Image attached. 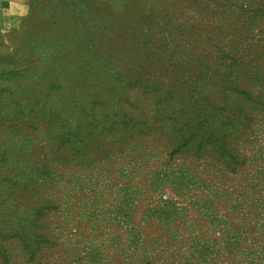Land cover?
<instances>
[{
  "label": "rangeland",
  "instance_id": "1",
  "mask_svg": "<svg viewBox=\"0 0 264 264\" xmlns=\"http://www.w3.org/2000/svg\"><path fill=\"white\" fill-rule=\"evenodd\" d=\"M13 4L0 13V26H9L0 31V125L25 122L37 107L44 88L37 76L64 81L80 76L81 64L91 83L77 81L76 100L85 115L97 114L101 135L84 159L59 166L40 203L45 215L33 225L35 251L10 264H264V0ZM175 47L172 62L183 70L174 68L169 80L183 83L173 99L159 109L152 101L125 106L158 131L122 136L107 101L126 84L164 95L166 88H147L168 86L150 83L156 70L138 68L148 65V50L161 48V66ZM99 102L109 108L103 115ZM178 108L209 118L185 121ZM101 116L114 117L110 135L99 130ZM97 123L81 130L84 145ZM6 140L2 147L15 146Z\"/></svg>",
  "mask_w": 264,
  "mask_h": 264
},
{
  "label": "trees",
  "instance_id": "2",
  "mask_svg": "<svg viewBox=\"0 0 264 264\" xmlns=\"http://www.w3.org/2000/svg\"><path fill=\"white\" fill-rule=\"evenodd\" d=\"M141 49L147 50L144 46L136 48L133 50L134 54L137 55ZM160 49L156 48L155 53H151L154 52L153 49L148 50L144 58L145 63L147 62L148 65L145 68L138 69L141 73L144 69L156 70L151 72L152 74L155 73V79L150 80V83L160 79L165 81L168 86L163 87L159 82H154L152 83L153 86H148L147 83V88L150 89L155 86L161 89L166 88L164 95H158L154 91L141 92L137 89V85L126 84L118 88L117 98L114 95L112 100L107 101L108 103L114 101L112 107L117 111L116 117L119 122L118 125L122 128V136L138 137V135L143 134L144 130L158 131L157 127L151 129L146 122H143L141 116H133V113L125 107L126 105L130 107L132 104L139 105L140 101H152L159 109L165 102H170L173 99V95L177 94L178 85L183 83V78L180 76H175L173 81L169 80L170 73L174 68H180V71L183 70L182 66L178 67L180 64L172 62L177 59L175 56L178 53V48H174L172 53L174 57L158 66L157 63H160L161 59ZM155 59L157 60L155 61ZM145 63H141L140 66ZM65 65L64 69L69 70L70 65ZM83 67L79 64L80 76H71L64 81H61L58 78L59 76H54L48 80H44V75L37 76L35 78L37 84L44 86L40 90L41 99L38 100L37 107L24 115L27 118L25 122L13 126L7 121L6 125H0L2 135L0 139H7L6 143L10 140L15 141V146L2 147L0 144V264L13 263L17 261L18 256L26 254V252L32 254L35 251L37 246L36 235L38 234L35 233L33 225H35L34 222L37 221L39 216L45 215L43 213L44 209L40 205L44 201L43 193L45 189L57 183L59 176L57 173L60 165H64L70 160L74 162V160L82 157L84 159V156L91 152L88 148L100 143L98 141L94 142L96 137L99 134L101 135V132H96V129H98L96 126H100L96 121L97 114L85 115L81 102L76 100L78 93L82 90L79 87L85 83H91V76L84 74ZM48 69L53 72L56 66L51 65ZM237 69H240L238 64ZM77 81H81L80 86H77ZM192 84L196 85L192 90L193 94L199 89V79L196 78L194 82H191V88L193 87ZM183 86L187 87V84H183ZM233 89H236L235 86H233ZM107 102H99L103 108L102 115L109 109ZM178 106L182 105L179 104ZM195 106L196 104L189 105V107ZM67 107H72L74 110ZM90 111L92 112V110ZM160 111L158 110V115L161 118ZM176 112L184 113L185 118H183L185 121L204 122L205 119L209 118L205 113L194 116V113H197L194 108L191 110L178 108ZM187 115L188 117H186ZM73 119H75V124L71 125L70 120ZM105 119H107L106 122L103 121L104 119L102 120L101 116L99 123L102 127L99 130L104 131L102 134L110 135L116 125L114 117L110 118L109 116ZM170 120L175 121L171 118ZM88 121L90 124L96 122L97 125H95L89 136L93 140L92 144L90 140L89 145H84V142H82L84 135L81 130L85 128ZM234 122H237V120ZM36 137H38V141H36ZM7 149L19 154V158L16 160L11 159L14 154ZM99 149L100 147L95 150L98 151ZM12 164L14 166H10L9 169L5 168V166L8 168L7 165ZM26 222H28V225L25 224Z\"/></svg>",
  "mask_w": 264,
  "mask_h": 264
},
{
  "label": "clouds",
  "instance_id": "3",
  "mask_svg": "<svg viewBox=\"0 0 264 264\" xmlns=\"http://www.w3.org/2000/svg\"><path fill=\"white\" fill-rule=\"evenodd\" d=\"M11 7L15 8V7H17V5L13 4V5H11ZM26 13H27V8L26 7H21L18 14L19 15H25ZM8 27H9L8 25L0 26V31H6Z\"/></svg>",
  "mask_w": 264,
  "mask_h": 264
},
{
  "label": "crops",
  "instance_id": "4",
  "mask_svg": "<svg viewBox=\"0 0 264 264\" xmlns=\"http://www.w3.org/2000/svg\"><path fill=\"white\" fill-rule=\"evenodd\" d=\"M4 3H5V6H6V8L5 9H1L0 8V13H5V11L7 12H9L10 10H11V3H12V0H4ZM8 15V14H7ZM8 17H11V14H10V16H8Z\"/></svg>",
  "mask_w": 264,
  "mask_h": 264
},
{
  "label": "built area",
  "instance_id": "5",
  "mask_svg": "<svg viewBox=\"0 0 264 264\" xmlns=\"http://www.w3.org/2000/svg\"><path fill=\"white\" fill-rule=\"evenodd\" d=\"M1 3H4V0H0V4H1Z\"/></svg>",
  "mask_w": 264,
  "mask_h": 264
}]
</instances>
